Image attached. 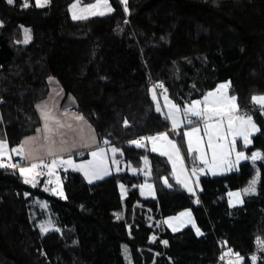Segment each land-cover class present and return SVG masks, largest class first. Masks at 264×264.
I'll return each instance as SVG.
<instances>
[{
  "label": "trees",
  "instance_id": "1",
  "mask_svg": "<svg viewBox=\"0 0 264 264\" xmlns=\"http://www.w3.org/2000/svg\"><path fill=\"white\" fill-rule=\"evenodd\" d=\"M75 1L25 7L26 0H0V139L14 148L36 133L37 105L54 77L102 143L117 146L137 168L151 161L158 194L142 196L144 177L129 171L88 182L67 170L60 172L62 198L47 176L35 186L19 169L0 167V264H128L125 246L133 264H219L227 251L243 264H264V159L258 168L244 162L238 171L203 175L197 198L175 183L165 157L132 143L171 129L153 89L185 105L231 82L240 109L260 127L248 151H264V108L252 100L264 95V0H128L126 7L110 0L112 13L80 20L71 14ZM258 171L257 192L231 207L229 193ZM121 185L129 188L125 199ZM36 200L50 203L58 229L40 230L46 211ZM186 209L202 235L191 226L157 228Z\"/></svg>",
  "mask_w": 264,
  "mask_h": 264
},
{
  "label": "crops",
  "instance_id": "2",
  "mask_svg": "<svg viewBox=\"0 0 264 264\" xmlns=\"http://www.w3.org/2000/svg\"><path fill=\"white\" fill-rule=\"evenodd\" d=\"M28 1L32 0H26V3ZM37 3V0H34ZM83 2V1H82ZM48 2L43 5L46 6L48 5ZM29 4V3H27ZM0 24H1V18H0ZM49 94L47 98L41 102L38 103L37 105V110L39 112V115L42 120V125L39 127V129L36 131V133L27 136L23 139L20 145L16 146L18 147V155L16 158H13V161H6L7 165H16V167L19 169L26 167V166H31L32 164H37L40 167L42 166L43 163L46 161L50 160L51 162L55 160L57 162L56 164V170L60 174L61 171H67V170H73V171H78L82 173L79 169H76L72 166L74 165H67V164H60L61 160H68L71 159L73 163L79 160L87 159L91 157V153L93 151L95 152H100L101 149L105 151L106 148L108 149H113L116 148L119 150V148L115 145L108 144V143H102L99 139L98 133L95 129V127L92 125V123L82 114L77 110L78 103L77 99L69 95L67 96L62 84L59 82L58 79L51 77L49 79ZM231 91V89H230ZM162 90L158 91V95L161 98L162 95ZM260 96V95H258ZM256 104V103H255ZM257 105V104H256ZM43 106H46V110L52 114V116L55 117V120L49 119L48 121L44 120L43 117V111L45 110ZM259 108H261L260 105H257ZM263 109V108H261ZM246 112L242 111L241 109L239 110L238 113H234V116H245ZM76 116H82L83 120H78L75 117ZM251 116L254 124L256 127L259 129L258 131H253L252 128L245 124L241 125L240 122L237 120L236 123L234 124V129L237 130H243L246 133H248V138L251 141L250 144L245 145L244 139L242 136H233L231 137V141L235 139V145H237L240 149L241 152H247L245 154L248 159H242L239 164H243L244 162H252V163H259L262 161V159H257L256 161L251 160V156L254 152H258L261 154L262 157H264V151L262 150H255L253 152L248 151V147H250L253 143V137L260 131L259 125L255 122L253 116L251 114L247 115ZM227 118V117H225ZM224 118V119H225ZM216 119L214 118L209 121V123L215 122ZM56 121H59L60 124L64 125L63 127H59ZM170 122V121H169ZM45 123L48 124L49 127L52 128V132H46L45 131ZM171 124V130L170 131H165L161 133H157L148 137L152 136H159L160 134H167L168 140H162L158 139L155 141V144H153V141L148 140V137H143L144 139L142 140V143L144 146H148L151 150L155 146L157 149L156 151H153L156 154H159L163 157H165L168 162L171 165L172 168V178L174 179L175 183L180 185L183 189H185L187 192H189L192 195H195L197 198L199 197L200 194V188L197 182V178L193 174V165L190 163L187 155L185 154L183 147L180 143L179 137H177V132L179 129H181V125L178 124V126L173 125L172 121L170 122ZM69 125L71 127H69ZM141 140V139H140ZM172 141L175 143L176 147L179 149V158L177 157L176 151L172 148V146L168 143V141ZM7 142V141H6ZM8 143V142H7ZM235 145L233 146L231 143L229 145V149L231 151L234 150ZM8 146L10 147L9 143ZM11 148V149H15ZM163 152H167L168 155H163ZM15 154V153H14ZM116 154V156L121 159L122 154L113 153ZM113 154L109 150L107 153L103 156V164H99V168L101 170V174H111L113 173H119L117 171V167L115 164V161L113 159ZM15 156V155H14ZM229 159V158H228ZM100 160L99 157L96 158V161ZM111 160V165L108 168V161ZM124 161V160H123ZM229 162V160H225L221 163V167L225 166V162ZM213 162L210 159V163H208L209 166H211ZM131 164V163H130ZM128 165V164H127ZM121 168L123 164H120ZM135 167V166H134ZM7 168V167H5ZM107 168V172L104 171V169ZM50 169V168H49ZM152 171V170H151ZM49 172V171H48ZM210 172V169H209ZM83 174V173H82ZM210 174L213 176H217L218 174H213L210 172ZM220 174V173H219ZM43 176H47L43 175ZM85 177V175L83 174ZM143 176V175H142ZM25 178V176H23ZM50 181H54L53 177H49ZM108 177V176H106ZM104 177V178H106ZM144 177V176H143ZM103 178V179H104ZM86 179V178H85ZM150 181L152 180V177L149 178ZM32 181V180H31ZM145 181V178H144ZM167 181V182H165ZM40 182L36 181V185H38ZM154 182V181H153ZM155 183V182H154ZM163 183L165 186L168 188L172 187L171 184V178L169 177H164L163 178ZM30 184H32L30 182ZM33 185V184H32ZM247 187V186H246ZM129 191V190H128ZM127 197V196H126ZM125 197V198H126ZM124 198V197H123ZM124 198V199H125ZM148 198V197H146ZM184 214V215H182ZM161 227H167L171 231H180L186 227H193L197 234L202 235V230L199 228L195 215L191 209H186L177 215L169 216L165 218L162 221H159ZM153 238V237H152ZM234 257H240L237 254H232ZM227 260V259H226Z\"/></svg>",
  "mask_w": 264,
  "mask_h": 264
},
{
  "label": "rangeland",
  "instance_id": "3",
  "mask_svg": "<svg viewBox=\"0 0 264 264\" xmlns=\"http://www.w3.org/2000/svg\"><path fill=\"white\" fill-rule=\"evenodd\" d=\"M121 2H122V0H121ZM27 3L30 4V1H28ZM127 3H128V0H127ZM73 5H77V6L75 8H73ZM91 5H97V7L96 8H90L89 6H91ZM126 5H125V7H126ZM108 7H110L112 9V11H108ZM85 9H88V10L85 11ZM101 12H103L104 14L101 15L100 14ZM112 12H113V5H112L110 0H107V6H105V4L103 3V0H97V1H95L93 3H86V4L83 3L82 0H76L71 5L72 17H73V13H75L77 16H86L87 18H89V17H93V16H104V15L110 14ZM93 13H95V14H93ZM75 20H80V19H75ZM26 30H27V32H26ZM31 41H32V31H31V29L26 28L25 29L24 42L25 43H30ZM221 84H228L229 87L226 90L222 89L220 93H217L218 96L221 95V94H226L229 97L235 96V95H232V93L230 91L231 82H223ZM217 89H215L213 91H210V92H215ZM161 93H162V95H161V98H160L159 95H158V92L155 90L156 99H157L156 101L158 102V105H159L161 111L168 117L170 122L172 121V118L169 116V113L171 111H173V110L168 107V102L176 104L180 108V111L175 113V118L178 120V122H179L178 124L181 125V127H182L181 129L178 130L177 137H179V140H180V143H181V145L183 147V150H184L185 154L187 155L190 163L193 165V169H195V174L194 175L197 178V182H198L199 188L201 187L200 180H201V177L203 175H207V174L211 175L210 172H212L213 174H218L217 176H219V175H224V174H227V173H230V172H233V171H238L240 169V165L241 164H236L235 163L237 152H241L237 145H235V148H234L233 151L230 150L231 154L229 156H227L226 158L225 157H221L219 155V153H218L215 163H212L211 166H209L208 163L205 164L201 160L200 151L198 150V145H197V134H194L191 137L192 147H193L194 150L190 152L189 149H188L189 137H187L185 135V133L191 131L193 125L188 124V121L192 120V121H196L194 126L198 127L200 129V132H199L198 135L202 139H201V142H200L199 146L203 147L204 152L206 154L204 159L208 160L209 163H210V159L212 157V150L210 148H208V145H207L208 136H207V134L205 132V129H204V122H203V120H197V118L192 116L191 113H187V114L185 113V109L190 107V103L192 101L186 103L185 105H181V104L176 103L175 101H173V99H171V97L169 96L167 90L166 91L162 90ZM260 96H264V95H260ZM165 97H167V100L165 99ZM204 97L196 99V100H193V101H197V100L201 101V105H200L201 109H203L205 107V105L203 104ZM237 104H238V110L236 111V113H238L239 110H240V106H239L238 100H237ZM0 119H1V111H0ZM215 123H216V121L212 122L210 124H215ZM224 132H225V134L227 136V140L226 141H219V140H216L215 136H214V143H227L228 148H229V145L231 143V137H232L233 133L231 131H229L228 128H227V118L224 119ZM0 141L6 142V140H3V139H0ZM6 144H7V148L5 150L6 154L0 155V161H2L3 164H5V165H7L6 161H13V158L14 157L16 158V156L18 155L17 154L18 151H12V149L8 146L7 142H6ZM15 149L18 150V147H16ZM108 150L110 152H112L111 149L106 148L105 151H104V155L107 153ZM118 152H119V154H122L121 159H120V157L118 158L116 156V154H113V152H112L115 164H116L117 167H119V168H117V171L118 172L129 171L132 174L143 175L144 178H145V181L139 185V188H140L142 196L149 197V198L150 197H156L157 194H158V190H157L156 184L153 181L149 180V178H151V177L153 178V172L151 171L152 170L151 161L150 160H145L144 165L141 168H137V167H134L133 164H130V163L125 161V159L123 157V151L121 149H119ZM115 153H117V151ZM243 153H244V155L247 154V152H243ZM93 159L94 158L91 155L90 158L79 160L77 162L75 161L73 163L74 166H72V167L78 169L77 167H75L76 165H85L86 166L85 169L84 170H80V171H82V173L84 175H85V171H88L89 174L87 176L85 175V178H86V180L88 182H89L90 178H91V182H95V181H99V180L103 179L106 176H110L111 175L112 170H111V172L109 174H106V176H105V174H101V170H100L99 167L88 166L87 162L88 161H92ZM225 160H229V162L227 163V161H226L225 162V166L221 167V163L223 161H225ZM211 161H212V159H211ZM96 163L99 164L98 160L96 161ZM121 163L123 164L122 168L120 166ZM229 163H232V165H233L231 170H228V164ZM107 164H108V168H109V166L111 165V160L108 161ZM253 164H254V166L256 168H258V163H253ZM43 165H44V163L42 164V166ZM42 166L41 167L39 166L33 172H30V173L24 175L25 179H28L30 181L32 180L31 183L33 185H35L36 181H39L41 179V177H43V175L47 174V176L54 178L53 187L51 188V191L54 194H56L57 196L64 198L65 197V189H64V184H63V180H62L61 175L57 172L56 168H52L51 169V173H52L51 175H49V172H48V171H50V169H48V171L46 173H43L41 171ZM5 167H8V166H5ZM5 167H2V168H5ZM30 167L31 166H26V167H23V168H30ZM201 169H203V171H201ZM209 169H210V172H209ZM97 177H100V178H97ZM254 179L257 181L256 184H255V192H254V193H256L257 190H258L259 183H260V172L259 171L255 175ZM249 184L247 185V187L249 186ZM121 186H123V187H121V192H122L123 197L125 198L128 195L129 188L126 185H121ZM247 187H245V188H247ZM245 188L230 192V193H237V192L240 193L239 197L230 195V193H229L228 196H229V203H230L231 207H237V206L242 205L244 203V198H245L246 195L254 194V193H245L243 191ZM61 192L63 193V195L60 194ZM35 206H39L40 209L46 211L45 212L46 213L45 218L38 221V225H39L40 230L43 233L46 234L49 231H53L54 229H58V227L56 225L55 216L52 213L51 208H50L51 207L50 203L48 201H46V200H36ZM34 215H35V217L38 218L40 213H38L36 211V209H34ZM122 215H123V213H119L118 214L119 217L122 216ZM159 225H161V224L158 223V227L157 228H159ZM45 228L47 229V231L44 230ZM156 239H157V235H153V238L151 239V242H155ZM260 245L264 246V243H261ZM125 256H126L128 264H133L132 257H131V254H130L128 246H125ZM224 256H225L224 258L227 259V261L225 262V259H223V262L219 263V264H243V258L241 256L237 257V258L234 257V255H232V253L230 251L225 252Z\"/></svg>",
  "mask_w": 264,
  "mask_h": 264
},
{
  "label": "snow or ice",
  "instance_id": "4",
  "mask_svg": "<svg viewBox=\"0 0 264 264\" xmlns=\"http://www.w3.org/2000/svg\"><path fill=\"white\" fill-rule=\"evenodd\" d=\"M8 3H13L14 0H7ZM48 2V0H37V5L38 6H43L44 4H46ZM122 2L126 5L127 4V0H122ZM103 3L105 4V6H107V0H103ZM27 3H25V7H27ZM77 5H73V8H75ZM90 8H96L97 5H91L89 6ZM88 9H85V11H87ZM108 11H112V9L110 7H108ZM95 14V13H93ZM101 15H103L104 13L101 12ZM86 16H77L75 13H73V19H86ZM27 32V30H26ZM162 87V85H161ZM229 87L228 84H221L219 86V88L215 91V92H209L205 97H204V101L203 104L205 105V107L203 109H201L200 105H201V101L197 100V101H192L190 103V107L185 109V113H191L192 116L196 117L197 120H203L204 122V129L205 132L208 136V140H207V145L208 148H210L212 150V162L215 163L216 159H217V155L219 153V155L221 157H227L231 154L230 149L228 148L227 143H214V136L216 140L219 141H226L227 140V136L224 132V118L227 117V128L229 131H231L233 133V136H242L244 139V143L245 145L250 144L251 141L248 138V133H246L243 130H237L234 129V124L236 123V121L238 120L240 122L241 125H249L253 131H258L259 129L256 127V125L254 124L252 117L251 116H247L245 114V116H234L233 114L238 110V104H237V98L235 96H227L226 94H221V95H217V93H220L221 90H226ZM166 91V90H165ZM153 99H156V94H155V89H153V93H152ZM165 99L167 100V97H165ZM253 102H255L257 105H260L261 108H264V96H253L252 97ZM168 107L170 109H172L173 111H171L169 113V116L172 118V123L175 126H178V120L175 118V113L180 111L179 106H177L176 104H173L171 102H168ZM43 108L45 109L43 111V117L45 121H48L49 119L55 120V117L52 116V114L50 112H48L46 110V106H43ZM157 111H160V107L157 104L156 107ZM261 114H264V112H262ZM78 120H83L82 116H76L75 117ZM214 118H218L216 119V123L215 124H210L209 121L214 119ZM56 123L58 124L59 127H63L64 125L60 124L59 121H56ZM196 121H192L189 120L188 124L193 125L191 131L186 132L185 135L187 137H189L188 140V149L189 151H193V147H192V141H191V137L194 134H197V145H198V150L200 151V157L201 160L207 164L209 163L208 160L204 159L205 157V152L203 147H200V142H201V137L198 135L200 132V129L198 127H195ZM69 127H71L69 125ZM214 130V131H213ZM45 131L51 133L52 132V128L48 126L47 123H45ZM144 138H141V140H136V141H132L133 144H135L138 147H143V143L142 140ZM148 140L153 141V144H155V141L158 139H162V140H168L167 134H160L159 136H152V137H148ZM168 143L172 146V148L176 151L177 153V157L179 158V149L176 147L175 143H173L172 141H168ZM231 144L234 146L235 145V139H233L231 141ZM6 148H7V144L4 141H0V155H4L6 154ZM153 151H156L157 149L155 148V146L152 149ZM12 151H17L16 149H12ZM116 151H118L116 148L112 149V152L115 153ZM163 155H168L167 152H163ZM92 157L94 158L92 161H88L87 165L88 166H92V167H99V164H103V156H104V150L101 149L100 152H95L93 151L91 153ZM99 157V164L96 163V158ZM264 157L261 156L260 153L258 152H254L251 156V160L254 162L257 159H262ZM242 159H248V157H246L244 155L243 152H237L236 154V164H239V162ZM57 162L55 160H53L51 162V165H46V167L50 168L49 171V175H51V169L56 167ZM60 164H67V165H73V161L71 159L68 160H61ZM16 167V165H5L3 164L2 161H0V167ZM37 167H39V165L37 164H32L30 168H20V174L22 176L33 172ZM75 167H77L79 170H84L85 169V165H76ZM233 167L232 163L228 164V170H231ZM105 172H107V168L104 169ZM201 171H203V169H201ZM89 173L88 171H85V175L87 176ZM193 174H195V169H193ZM100 178V177H97ZM31 181L26 179L25 183H30ZM89 182H91V178L89 180ZM167 182V181H165ZM256 180L253 179L251 181V183L249 184V186L247 188H245L243 191L245 193H254L255 192V184H256ZM49 183H51V181H49ZM123 187V186H121ZM61 195H63V193H60ZM230 195L239 197L240 193H230ZM242 202V201H241ZM184 215V214H182ZM43 227V226H42ZM45 231H47V229H44ZM165 243H167L165 241ZM261 243H264V241H262ZM238 255V254H237ZM242 259V258H241ZM253 260H255L256 258L253 257Z\"/></svg>",
  "mask_w": 264,
  "mask_h": 264
},
{
  "label": "built area",
  "instance_id": "5",
  "mask_svg": "<svg viewBox=\"0 0 264 264\" xmlns=\"http://www.w3.org/2000/svg\"><path fill=\"white\" fill-rule=\"evenodd\" d=\"M246 115H249V113H246ZM46 165H51V161L48 160V161H46V162L44 163V165H43L42 168H41V171H42L43 173H46V172L48 171V169H49V167H46Z\"/></svg>",
  "mask_w": 264,
  "mask_h": 264
}]
</instances>
